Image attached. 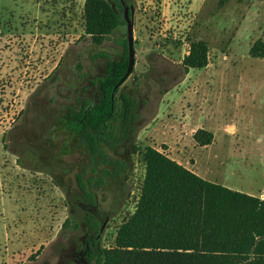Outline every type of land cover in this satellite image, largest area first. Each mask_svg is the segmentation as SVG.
Wrapping results in <instances>:
<instances>
[{
	"label": "rangeland",
	"instance_id": "1",
	"mask_svg": "<svg viewBox=\"0 0 264 264\" xmlns=\"http://www.w3.org/2000/svg\"><path fill=\"white\" fill-rule=\"evenodd\" d=\"M123 1L134 8L135 64L118 95L139 104L141 124L125 183L107 178L108 165L66 128L70 114L99 101L97 80L119 59L125 25L96 44L84 33L85 0H0V264H94L86 242L98 234L102 248L115 246L136 209L148 147L264 198V58L249 55L264 44V0ZM200 40L208 64L183 76L181 60ZM198 129L213 134L210 145L195 144Z\"/></svg>",
	"mask_w": 264,
	"mask_h": 264
},
{
	"label": "trees",
	"instance_id": "2",
	"mask_svg": "<svg viewBox=\"0 0 264 264\" xmlns=\"http://www.w3.org/2000/svg\"><path fill=\"white\" fill-rule=\"evenodd\" d=\"M117 8L122 9L120 0L114 5L85 0L84 33L94 43L100 44L112 30L125 25ZM121 47L119 59L108 60L97 80L99 101L70 114L66 128L78 135L92 159L108 165L101 170L107 178L125 183L141 124L139 104L126 94L118 95L126 80L114 89L128 67L126 38ZM208 51L204 41L190 43L180 64L182 75L205 68ZM249 55L264 58V44L255 42ZM192 139L205 147L213 142V134L198 129ZM124 149H129L127 158L122 156ZM143 160L145 173L135 212L117 229L113 248H102L98 234L86 242L88 260L94 264H264V200L208 182L152 147L146 148ZM92 184L88 179L87 185ZM102 184L99 176L94 185ZM79 188L85 202L93 206L94 194L81 181ZM87 222L91 231L100 228L95 219Z\"/></svg>",
	"mask_w": 264,
	"mask_h": 264
},
{
	"label": "water",
	"instance_id": "3",
	"mask_svg": "<svg viewBox=\"0 0 264 264\" xmlns=\"http://www.w3.org/2000/svg\"><path fill=\"white\" fill-rule=\"evenodd\" d=\"M121 6L123 7V20L125 22L126 28V41H127V55H128V67L125 75L119 81V83L115 86L114 89L119 87L131 74L134 64H135V51L133 45V20H134V8L133 6H126L121 1ZM104 225L100 228V233L102 232Z\"/></svg>",
	"mask_w": 264,
	"mask_h": 264
},
{
	"label": "crops",
	"instance_id": "4",
	"mask_svg": "<svg viewBox=\"0 0 264 264\" xmlns=\"http://www.w3.org/2000/svg\"><path fill=\"white\" fill-rule=\"evenodd\" d=\"M169 158L172 159V160H174V161L177 162L178 164L182 165L184 168H186V169L190 170L191 172H193L191 169H189L186 165H183L182 163H180L178 160L173 159V158H171V157H169ZM259 198L262 199V200H264V198H261V197H259Z\"/></svg>",
	"mask_w": 264,
	"mask_h": 264
},
{
	"label": "flooded vegetation",
	"instance_id": "5",
	"mask_svg": "<svg viewBox=\"0 0 264 264\" xmlns=\"http://www.w3.org/2000/svg\"><path fill=\"white\" fill-rule=\"evenodd\" d=\"M121 1L124 3V1L123 0H120V3H121ZM125 4V3H124ZM126 5V4H125ZM127 6V5H126ZM122 10H123V7H122ZM123 13V12H122Z\"/></svg>",
	"mask_w": 264,
	"mask_h": 264
},
{
	"label": "built area",
	"instance_id": "6",
	"mask_svg": "<svg viewBox=\"0 0 264 264\" xmlns=\"http://www.w3.org/2000/svg\"><path fill=\"white\" fill-rule=\"evenodd\" d=\"M144 173H145V170H144Z\"/></svg>",
	"mask_w": 264,
	"mask_h": 264
}]
</instances>
